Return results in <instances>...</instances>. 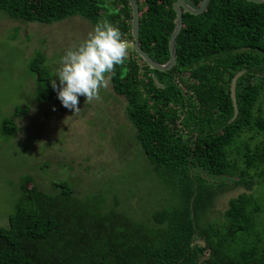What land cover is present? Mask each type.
Returning a JSON list of instances; mask_svg holds the SVG:
<instances>
[{
  "label": "trees",
  "instance_id": "1",
  "mask_svg": "<svg viewBox=\"0 0 264 264\" xmlns=\"http://www.w3.org/2000/svg\"><path fill=\"white\" fill-rule=\"evenodd\" d=\"M175 1L138 0L140 45L159 64L170 59ZM0 13L44 24L107 18L134 42L129 0H0ZM183 21L170 71L151 69L133 48L110 78L127 102L137 145L176 203L137 220L118 205L105 210L102 195L80 198L66 182L47 193L23 176L16 212L0 227V264H264L263 206L254 194L264 185V3L210 0L203 14L184 11ZM44 61L37 54L30 66L38 97L61 102ZM242 70L231 121V82ZM26 112L7 118L3 134H15ZM204 174L245 190L209 221L226 185Z\"/></svg>",
  "mask_w": 264,
  "mask_h": 264
},
{
  "label": "rangeland",
  "instance_id": "2",
  "mask_svg": "<svg viewBox=\"0 0 264 264\" xmlns=\"http://www.w3.org/2000/svg\"><path fill=\"white\" fill-rule=\"evenodd\" d=\"M94 26L82 16L44 24L0 13V227H9L21 197L20 180L29 175L44 192L54 193L53 184L66 182L78 197L102 195L105 210L118 205V211L137 220L176 203L173 189L156 176L137 145L127 102L111 82L98 99L80 96L76 113L61 102L38 97L30 68L35 56L43 54L52 78L65 49L86 38ZM133 48L129 40L127 55ZM18 108L27 112L17 120L18 131L6 136L3 122ZM204 176L227 186L204 218L209 221L220 217L230 199L245 190L230 188L229 178ZM254 194L264 220V185Z\"/></svg>",
  "mask_w": 264,
  "mask_h": 264
},
{
  "label": "clouds",
  "instance_id": "3",
  "mask_svg": "<svg viewBox=\"0 0 264 264\" xmlns=\"http://www.w3.org/2000/svg\"><path fill=\"white\" fill-rule=\"evenodd\" d=\"M127 50V41L117 25L107 18L97 21L86 38L65 49L55 62L57 67L50 82L61 104L76 113L80 96L86 101L98 99Z\"/></svg>",
  "mask_w": 264,
  "mask_h": 264
},
{
  "label": "water",
  "instance_id": "4",
  "mask_svg": "<svg viewBox=\"0 0 264 264\" xmlns=\"http://www.w3.org/2000/svg\"><path fill=\"white\" fill-rule=\"evenodd\" d=\"M210 0H203L199 8H194L190 6L187 3V0H176L173 4L174 10L177 15L176 19V26L175 29L170 37L169 41V52H170V59L167 63L165 64H159L155 62L141 47L140 45V9H139V3L138 0H129L130 5L132 7V36H133V46L135 52L142 58V60L153 70H157L160 72H168L170 71L175 63H176V58H177V51H176V40L179 34L181 33L183 26H184V21H183V12H188L189 14L192 15H200L203 14L209 4ZM248 2H253L256 4H261L264 3V0H246ZM247 70H242L238 72L234 78L232 79L231 82V99L233 102L234 106V115L231 121H234L237 116H238V104H237V99H236V87H237V82L240 79V77L245 74ZM155 82L159 87H163L158 80L155 78Z\"/></svg>",
  "mask_w": 264,
  "mask_h": 264
},
{
  "label": "flooded vegetation",
  "instance_id": "5",
  "mask_svg": "<svg viewBox=\"0 0 264 264\" xmlns=\"http://www.w3.org/2000/svg\"><path fill=\"white\" fill-rule=\"evenodd\" d=\"M131 44L133 45V42H131Z\"/></svg>",
  "mask_w": 264,
  "mask_h": 264
},
{
  "label": "built area",
  "instance_id": "6",
  "mask_svg": "<svg viewBox=\"0 0 264 264\" xmlns=\"http://www.w3.org/2000/svg\"><path fill=\"white\" fill-rule=\"evenodd\" d=\"M127 44H128V41H127Z\"/></svg>",
  "mask_w": 264,
  "mask_h": 264
}]
</instances>
